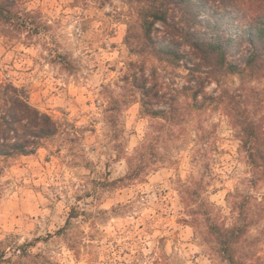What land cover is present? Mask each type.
Segmentation results:
<instances>
[{"label": "clouds", "instance_id": "9594fccd", "mask_svg": "<svg viewBox=\"0 0 264 264\" xmlns=\"http://www.w3.org/2000/svg\"><path fill=\"white\" fill-rule=\"evenodd\" d=\"M0 264H264V0H0Z\"/></svg>", "mask_w": 264, "mask_h": 264}]
</instances>
